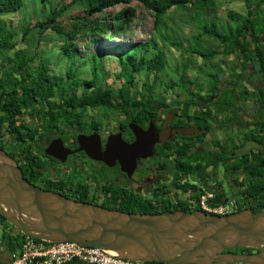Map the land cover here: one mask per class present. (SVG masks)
Here are the masks:
<instances>
[{"label": "flooded vegetation", "instance_id": "flooded-vegetation-1", "mask_svg": "<svg viewBox=\"0 0 264 264\" xmlns=\"http://www.w3.org/2000/svg\"><path fill=\"white\" fill-rule=\"evenodd\" d=\"M35 59L38 63L33 70L41 62L37 56ZM47 74L55 81L48 99L28 101L29 95L23 96L28 85L18 83L17 95L26 104L8 118L0 109V149L17 162L32 184L90 203L126 195L153 202L156 207L165 204L169 209L183 203L193 207L195 196L203 191L200 197L206 195V201L220 195V205L213 208H224L221 213L240 211V204L241 210H252L244 206L260 199L249 195L252 176L245 177L243 172L244 167L255 166L256 160L264 175V104L260 108L258 100L239 103L232 99L221 110L217 97L195 99L187 115L198 118L211 104L213 114L206 120H188L183 112L179 117L160 109H151L153 115L142 114L140 108L133 114H107L88 108L85 114L66 116L57 111L56 73L47 69ZM255 74L244 81L253 89H264V73ZM26 80L34 84L31 76ZM4 87L0 83V97L7 99L9 91ZM3 117L7 119L2 121ZM225 156L227 160H223ZM129 157L134 160L132 167ZM237 163H241L239 168ZM220 170L225 173L227 191L216 177ZM205 172L214 178L208 176L205 181ZM228 251L259 252L242 248ZM8 255L0 254V264Z\"/></svg>", "mask_w": 264, "mask_h": 264}, {"label": "trees", "instance_id": "trees-1", "mask_svg": "<svg viewBox=\"0 0 264 264\" xmlns=\"http://www.w3.org/2000/svg\"><path fill=\"white\" fill-rule=\"evenodd\" d=\"M25 1L0 0V12L19 11ZM37 1L42 3L40 12L34 20L30 18V15L22 13L25 14V17H23L17 27H14L12 20L0 18V49L3 48L8 51L13 48L14 44H12V41H16L18 33L22 36L20 40L22 42L31 38L40 40L44 37L49 39L47 36H50L52 39L60 40L59 50L64 52L66 56L71 57L76 53L75 46L78 47L79 44L88 46L90 42L108 40L119 33L135 17V7L131 6L133 1L141 3L151 12L154 32L165 16L171 12L186 10L192 13L196 9H204L206 11H202L200 15L208 18L210 12L212 13L214 8L221 2V0H31L32 5H37ZM242 3L246 7V12L237 13L229 10L227 12L228 21L225 24H220L224 28L223 31L218 30L216 25L212 23L210 25L203 24L200 30L193 34L192 38L196 41L201 40L204 36L217 38L219 41L217 49L201 50L195 48L188 51L190 54L201 57L204 61L212 60L219 54L235 57L234 60L237 64L234 67L232 66L233 74H231L234 77L232 76L227 80L224 79V81L216 78L215 83L219 82L221 85L215 84L211 89H208V95L206 96L207 98H220L221 110H224V107H228L231 99L239 103L247 99H255L260 102V108L264 104V89L259 87L253 89V86L246 85L244 81L249 77L253 79L257 75H253L256 71L260 76H262V72L264 73V0H242ZM47 6L49 7L47 8ZM117 6L119 8L111 16L107 9ZM65 14H69L71 20L68 28L62 25V18ZM100 14H103V17H100ZM0 15L3 14L0 13ZM107 18L109 20H106ZM190 21L194 23L192 15ZM232 21L237 23L235 27L231 26ZM157 36L159 37V35ZM161 39L168 41L172 45L178 44L181 46L179 39L171 42L165 36ZM21 51L22 49H18L6 53V56L0 61V83L5 84L4 91L10 92L7 93V99H3L4 96L0 97V109L6 111L7 118L15 115L16 111H19L18 109L22 108L23 104H26L23 98L17 95L16 85L18 83L25 86L28 85L25 87L23 94V96H25V93H27V96L29 95L28 101H31V99L37 100L38 98L41 100L48 99L54 90L55 81L53 82L47 74L48 63L40 62L37 68L33 70L32 68L36 65H33L32 62L37 54L30 57L22 55L20 59ZM148 52L151 54H148ZM116 55L117 62L120 64L118 76L124 80L123 84L118 88L104 84L103 80L106 74L103 64L96 66L97 60H101L99 51L86 55L87 58L91 57L92 59L91 69L89 68L91 71L90 78H80L71 67L65 72V77L56 75V93H59L58 102H60L57 106L58 114L66 116L85 114L88 108H95L97 112L107 114L126 113L127 111L133 114L134 110L140 108L142 114H147L146 112L149 113L151 109L160 108L163 112H171L174 116L179 115V117L180 113L183 112V115L188 120H198L200 118L206 120L212 116L211 104L204 107L200 113L201 116L198 118H196L197 116L190 117L187 115L188 107L191 104L193 105L196 101L195 99L203 100L206 98L190 92L188 94L177 92L175 99H172L170 104H167L164 98V107H153L155 96H160L158 98L163 100L165 92L164 90L158 95L156 91V86L160 80L159 73L164 70L165 53L155 38L150 37L142 43H134ZM241 58L243 59L241 60ZM143 71H146V79L138 86L136 75L141 74ZM30 76L32 78L30 82L34 84L26 83V78ZM148 76L151 78L149 79ZM184 77V75L183 78L181 77L182 84L186 82ZM42 84L43 86H41ZM65 84L69 85L66 89H64ZM261 101L263 102L261 103ZM50 106L53 108L52 104ZM154 113H149V115ZM49 114H53V112H49ZM7 118L3 117L2 121ZM227 159V156L223 158V160ZM254 164L255 166H252V168L244 167L243 172L245 177L252 176V182L248 189V191L251 190L249 195L252 198L258 196L260 199L244 207L248 206L252 210L257 211L264 209V175L257 168L259 162L255 160ZM240 166L241 163L236 164L237 168ZM245 179L247 180L248 178ZM188 189L191 191V188ZM203 193L202 191L195 196L196 204L193 207L183 203L184 207L177 205L172 209H169L165 204L156 207L153 202H141L135 196L126 195H111L110 199L91 201V203L126 212L156 213L178 209L194 210L202 209L199 199ZM78 199L81 200L82 198L79 197ZM220 202V195L215 194L212 199L207 201V205L213 208L219 206ZM238 206L239 210H241L243 205L240 204ZM8 225L12 224L0 215V227L7 231ZM24 239L25 234L20 229L15 232L7 231V234L2 237L0 242L5 247L3 252H8L9 255L2 264H10L11 253L19 245H22ZM35 240L43 242L40 239ZM242 250L252 249L242 248ZM143 263L166 264L155 261ZM64 264L81 263L69 261Z\"/></svg>", "mask_w": 264, "mask_h": 264}, {"label": "water", "instance_id": "water-1", "mask_svg": "<svg viewBox=\"0 0 264 264\" xmlns=\"http://www.w3.org/2000/svg\"><path fill=\"white\" fill-rule=\"evenodd\" d=\"M128 160L132 167L134 160ZM0 215L32 238L97 246L130 260L264 264V209L217 214L203 209L141 213L106 208L32 184L2 149ZM236 248L259 252L228 251Z\"/></svg>", "mask_w": 264, "mask_h": 264}, {"label": "rangeland", "instance_id": "rangeland-1", "mask_svg": "<svg viewBox=\"0 0 264 264\" xmlns=\"http://www.w3.org/2000/svg\"><path fill=\"white\" fill-rule=\"evenodd\" d=\"M41 3V1L39 3L37 1V5L33 6L31 0H26L19 11L0 12L3 14L0 15V18L12 20L14 27H17L23 17H25V14L22 13L30 15V18L34 20L40 12ZM131 6L135 7V17L131 22L126 24L119 33L108 40L90 42L88 46L79 44L78 47L75 46L76 53L71 57L66 56L64 52L59 50L61 44L60 40L57 41L55 38L52 39V37L47 36L49 39L44 37L40 40L38 38H31L22 42L20 41L22 36L18 33L16 41H12V44H14L13 48H10L8 51L3 48L0 49V61L6 56V53L22 49L19 56L20 59L22 55L30 57L37 54L38 60L47 62L49 72H55L58 77H65V72L71 67L80 78L88 79L91 76L90 69L92 66V59L91 57L87 58L86 55L99 51L102 61L97 60L96 66L103 64L106 74L103 80L104 84L110 85L113 88H118L123 84L124 80L118 76L120 64L117 62L116 54L134 43H142L150 37L155 38L165 53L164 70L159 73L160 80L156 86V91L158 95L164 90L165 92L163 100L158 98L160 96H155L154 108L164 107V98L166 99V103L170 104L172 99H175L177 92H181L182 94H188V92H190L206 97L209 91L207 89H211L215 84L221 85L219 82L215 83L216 78L224 81V79L227 80L232 76L234 77V75L231 74H233L232 66L234 67L237 64L234 60L235 57L219 54L212 60L204 61L201 57L190 54L188 51L195 48L201 50H207L209 48L217 49L219 45L217 38L204 36L201 40L196 41L192 38L193 34L197 33L203 24L210 25L212 23L216 25L218 30L223 31L224 28H222L220 24H225L228 21L227 12L229 10L237 13L246 12V7L242 3V0H221L220 4L214 8V11L212 13L210 12L208 18L200 15L202 11H206L204 9H196L192 13L186 10H176L165 16L158 28L155 29L156 33L152 29L153 19L151 12L136 1L131 2ZM48 7L49 6H47V8ZM118 8L117 6L107 9V11L110 12L109 14L112 16ZM191 15L194 17L195 24L190 21ZM99 16L103 17V14ZM69 17V14H65L62 18V25L65 28H68L70 24L71 20ZM106 20H109V18ZM236 25L237 23L232 21L231 26L235 27ZM157 35H159V37ZM164 36L170 42L179 39L181 41V46L178 44L172 45L168 43V41H163L161 38ZM148 54L151 53L148 52ZM242 59L243 58H241V60ZM33 62V65L38 63L37 59H34ZM145 75H147L146 71L136 75L138 86L146 79ZM183 75L186 80L184 84H182L181 81ZM148 78L150 79L151 77L148 76ZM245 84L247 85V83ZM208 176L214 178L210 173L205 172L203 176L205 181L208 180ZM224 176L225 173L221 170L219 174L216 172V177L219 182L222 183V189L227 191L228 185ZM228 208L230 209V207ZM16 230H18L17 227L8 225L7 231L15 232ZM7 231L0 227V241L2 237L7 234Z\"/></svg>", "mask_w": 264, "mask_h": 264}, {"label": "built area", "instance_id": "built-area-1", "mask_svg": "<svg viewBox=\"0 0 264 264\" xmlns=\"http://www.w3.org/2000/svg\"><path fill=\"white\" fill-rule=\"evenodd\" d=\"M206 195L199 199L201 208L220 214L221 210L210 208ZM43 241V240H42ZM77 261L84 264H145L142 261L114 256L97 246L82 245L71 241L41 242L25 234L22 245L11 253L10 264H64Z\"/></svg>", "mask_w": 264, "mask_h": 264}, {"label": "crops", "instance_id": "crops-1", "mask_svg": "<svg viewBox=\"0 0 264 264\" xmlns=\"http://www.w3.org/2000/svg\"><path fill=\"white\" fill-rule=\"evenodd\" d=\"M207 202V201H206ZM1 247H2V249H1ZM1 247H0V254H1V252L3 253V251H4V249H5V247L1 244ZM77 262V261H76ZM80 263V262H79ZM81 264H84V263H81Z\"/></svg>", "mask_w": 264, "mask_h": 264}, {"label": "clouds", "instance_id": "clouds-1", "mask_svg": "<svg viewBox=\"0 0 264 264\" xmlns=\"http://www.w3.org/2000/svg\"><path fill=\"white\" fill-rule=\"evenodd\" d=\"M206 212H208V211H206ZM213 213V212H212ZM220 214H225V213H220ZM25 234V233H24ZM36 239V238H35ZM72 242V241H71Z\"/></svg>", "mask_w": 264, "mask_h": 264}]
</instances>
